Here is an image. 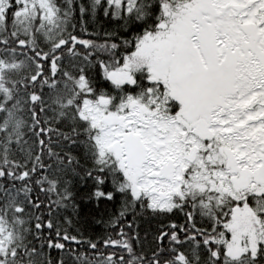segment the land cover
Returning a JSON list of instances; mask_svg holds the SVG:
<instances>
[{
    "label": "snow or ice",
    "instance_id": "1",
    "mask_svg": "<svg viewBox=\"0 0 264 264\" xmlns=\"http://www.w3.org/2000/svg\"><path fill=\"white\" fill-rule=\"evenodd\" d=\"M0 264H264V0H0Z\"/></svg>",
    "mask_w": 264,
    "mask_h": 264
},
{
    "label": "trees",
    "instance_id": "2",
    "mask_svg": "<svg viewBox=\"0 0 264 264\" xmlns=\"http://www.w3.org/2000/svg\"><path fill=\"white\" fill-rule=\"evenodd\" d=\"M95 219H96V221H99L101 219V216L98 212L95 214ZM90 230H94L97 234H101L104 231V225L100 224V223L93 222L91 224Z\"/></svg>",
    "mask_w": 264,
    "mask_h": 264
}]
</instances>
